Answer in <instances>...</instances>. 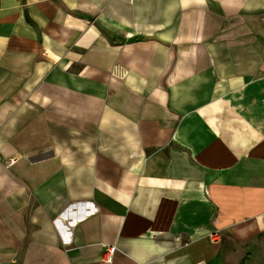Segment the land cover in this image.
<instances>
[{
	"label": "crops",
	"instance_id": "obj_1",
	"mask_svg": "<svg viewBox=\"0 0 264 264\" xmlns=\"http://www.w3.org/2000/svg\"><path fill=\"white\" fill-rule=\"evenodd\" d=\"M107 245L264 264V0H0V264Z\"/></svg>",
	"mask_w": 264,
	"mask_h": 264
},
{
	"label": "built area",
	"instance_id": "obj_2",
	"mask_svg": "<svg viewBox=\"0 0 264 264\" xmlns=\"http://www.w3.org/2000/svg\"><path fill=\"white\" fill-rule=\"evenodd\" d=\"M15 162L14 159H11L10 162H9V165L13 164ZM212 237H216L218 238L217 234L214 233L211 235ZM116 252V246L114 245H107L104 249V252L102 254V258H101V261L104 263V264H112L113 260H114V254Z\"/></svg>",
	"mask_w": 264,
	"mask_h": 264
}]
</instances>
